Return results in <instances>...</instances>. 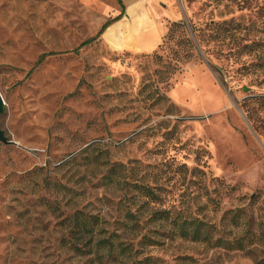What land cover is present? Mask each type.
Listing matches in <instances>:
<instances>
[{
  "label": "rangeland",
  "instance_id": "obj_1",
  "mask_svg": "<svg viewBox=\"0 0 264 264\" xmlns=\"http://www.w3.org/2000/svg\"><path fill=\"white\" fill-rule=\"evenodd\" d=\"M157 8L153 51H113L101 38L77 48L120 13L115 0H0V129L14 143H0V264H49L61 232L44 182L72 174L110 223L127 186L156 178L162 208L245 246L163 238L149 251L158 264H264V0ZM89 149L115 183L102 185L106 167L84 173Z\"/></svg>",
  "mask_w": 264,
  "mask_h": 264
},
{
  "label": "trees",
  "instance_id": "obj_2",
  "mask_svg": "<svg viewBox=\"0 0 264 264\" xmlns=\"http://www.w3.org/2000/svg\"><path fill=\"white\" fill-rule=\"evenodd\" d=\"M116 1L122 9L121 13L105 22L93 38L83 42L77 49L100 40L111 24L122 19L125 14L124 5L121 0ZM88 153L90 156L84 173L89 167H106L100 180L102 185L106 187L115 183L114 177H119V174L107 157L101 155L105 153L100 152V155L94 156L90 149L84 152ZM75 161L76 159L70 160L56 170L70 166ZM75 172L79 173L78 168ZM191 173L195 177L204 175L197 167ZM74 176L72 174L64 183L44 182L51 199H42L43 206L51 216L58 219L57 225L61 232V236L56 239L55 251L51 256L53 259L49 264H158L157 258L150 255L149 251L162 245L163 238L180 239L228 251H241L245 248L238 239L229 241L222 237L214 238L217 230L215 226L197 216L172 213L171 209L162 208L163 198L160 187L156 185V178H153V182L132 184L129 190L125 184L128 196L118 204V219L110 223L106 216L93 214L84 205L85 184L80 186L79 182H70ZM199 183L194 182L206 196H210L214 190L211 189L209 193L210 187L206 182ZM81 188L83 192L79 193ZM165 226L171 227L166 235L163 233ZM62 253L70 255V258L63 260Z\"/></svg>",
  "mask_w": 264,
  "mask_h": 264
},
{
  "label": "crops",
  "instance_id": "obj_3",
  "mask_svg": "<svg viewBox=\"0 0 264 264\" xmlns=\"http://www.w3.org/2000/svg\"><path fill=\"white\" fill-rule=\"evenodd\" d=\"M161 1L166 0H121L125 14L103 32V42L113 51H153L161 36V31L157 29L164 17L163 12L157 8ZM140 25H146L144 30H139Z\"/></svg>",
  "mask_w": 264,
  "mask_h": 264
},
{
  "label": "water",
  "instance_id": "obj_4",
  "mask_svg": "<svg viewBox=\"0 0 264 264\" xmlns=\"http://www.w3.org/2000/svg\"><path fill=\"white\" fill-rule=\"evenodd\" d=\"M4 110H5V105H4V102H3L1 95H0V114H2L4 112ZM0 143L5 144V145L14 144V143L7 140V138L4 136V133L1 129H0Z\"/></svg>",
  "mask_w": 264,
  "mask_h": 264
}]
</instances>
